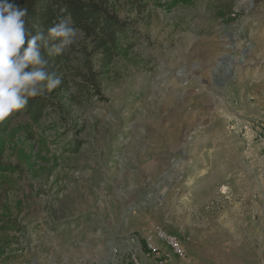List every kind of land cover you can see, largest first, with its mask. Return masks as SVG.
Here are the masks:
<instances>
[{
    "label": "rangeland",
    "instance_id": "1",
    "mask_svg": "<svg viewBox=\"0 0 264 264\" xmlns=\"http://www.w3.org/2000/svg\"><path fill=\"white\" fill-rule=\"evenodd\" d=\"M171 1H115L131 58L100 73L77 30L45 56L61 84L41 119L0 122L17 165L0 174V264H133L153 223L190 238L192 264H264V0ZM93 72L103 98L80 90Z\"/></svg>",
    "mask_w": 264,
    "mask_h": 264
},
{
    "label": "clouds",
    "instance_id": "2",
    "mask_svg": "<svg viewBox=\"0 0 264 264\" xmlns=\"http://www.w3.org/2000/svg\"><path fill=\"white\" fill-rule=\"evenodd\" d=\"M27 8L0 0V122L26 107L29 98L45 95L61 84L48 71V56L59 55L77 36L70 19L60 18L48 29L29 36L24 17Z\"/></svg>",
    "mask_w": 264,
    "mask_h": 264
},
{
    "label": "trees",
    "instance_id": "3",
    "mask_svg": "<svg viewBox=\"0 0 264 264\" xmlns=\"http://www.w3.org/2000/svg\"><path fill=\"white\" fill-rule=\"evenodd\" d=\"M117 0H7L8 3L27 8V15L24 17L25 26L29 36L35 35L38 30L35 26L41 25L45 36L48 29L59 22L60 18L70 19L71 25L84 33L103 57V66L100 73H108L113 60L117 57L131 58L132 45L128 43V23L113 10ZM191 0H172L170 3L163 4L168 10L177 5H189ZM44 56L47 51L42 49ZM46 58V57H45ZM48 60V59H47ZM51 60H48V71L51 69ZM98 72H93L87 81L81 82L80 90L86 95L88 91L94 90L96 95H101V83ZM89 87V88H88ZM51 105V101L46 95H38L29 98L25 110L34 120L39 121L45 110ZM21 110L17 111L19 113ZM17 165L5 164L0 162V174L14 172ZM0 230L12 229L9 222L0 217ZM8 242L4 243V247ZM7 249V248H6Z\"/></svg>",
    "mask_w": 264,
    "mask_h": 264
},
{
    "label": "built area",
    "instance_id": "4",
    "mask_svg": "<svg viewBox=\"0 0 264 264\" xmlns=\"http://www.w3.org/2000/svg\"><path fill=\"white\" fill-rule=\"evenodd\" d=\"M262 178L264 181V173ZM129 240L132 244L133 264H173L176 260L188 264L193 262L184 238L169 232L159 223L151 224L142 240L134 233ZM188 240L189 237L186 238V241Z\"/></svg>",
    "mask_w": 264,
    "mask_h": 264
},
{
    "label": "crops",
    "instance_id": "5",
    "mask_svg": "<svg viewBox=\"0 0 264 264\" xmlns=\"http://www.w3.org/2000/svg\"><path fill=\"white\" fill-rule=\"evenodd\" d=\"M184 242H185V246L189 243L188 241H186V239L184 238ZM188 245H190V244H188ZM189 250H191V249H189ZM192 251V250H191ZM177 261H179V260H176V263L175 264H183V262L182 261H179V262H177ZM193 264H197V262L195 261Z\"/></svg>",
    "mask_w": 264,
    "mask_h": 264
}]
</instances>
